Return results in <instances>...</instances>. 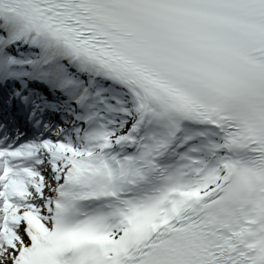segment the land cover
Returning <instances> with one entry per match:
<instances>
[{
    "label": "snow or ice",
    "instance_id": "1",
    "mask_svg": "<svg viewBox=\"0 0 264 264\" xmlns=\"http://www.w3.org/2000/svg\"><path fill=\"white\" fill-rule=\"evenodd\" d=\"M0 264H264V0H0Z\"/></svg>",
    "mask_w": 264,
    "mask_h": 264
}]
</instances>
